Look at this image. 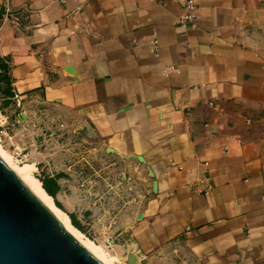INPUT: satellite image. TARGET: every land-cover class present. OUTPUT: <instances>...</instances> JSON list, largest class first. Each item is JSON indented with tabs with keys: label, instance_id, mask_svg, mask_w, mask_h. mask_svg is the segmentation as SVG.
<instances>
[{
	"label": "crops",
	"instance_id": "obj_1",
	"mask_svg": "<svg viewBox=\"0 0 264 264\" xmlns=\"http://www.w3.org/2000/svg\"><path fill=\"white\" fill-rule=\"evenodd\" d=\"M184 1L0 0L9 92L140 178L143 249L264 264V0Z\"/></svg>",
	"mask_w": 264,
	"mask_h": 264
},
{
	"label": "rangeland",
	"instance_id": "obj_2",
	"mask_svg": "<svg viewBox=\"0 0 264 264\" xmlns=\"http://www.w3.org/2000/svg\"><path fill=\"white\" fill-rule=\"evenodd\" d=\"M5 86L0 80V145L18 164H33L40 181L59 182L52 201L71 224L73 218L72 226L101 244L116 264H204L172 245L143 249L131 234L149 195L140 178L107 148L83 138L64 113L9 96Z\"/></svg>",
	"mask_w": 264,
	"mask_h": 264
},
{
	"label": "water",
	"instance_id": "obj_3",
	"mask_svg": "<svg viewBox=\"0 0 264 264\" xmlns=\"http://www.w3.org/2000/svg\"><path fill=\"white\" fill-rule=\"evenodd\" d=\"M2 13L0 7V16ZM0 264H104L67 230L1 156Z\"/></svg>",
	"mask_w": 264,
	"mask_h": 264
},
{
	"label": "bare ground",
	"instance_id": "obj_4",
	"mask_svg": "<svg viewBox=\"0 0 264 264\" xmlns=\"http://www.w3.org/2000/svg\"><path fill=\"white\" fill-rule=\"evenodd\" d=\"M0 156L3 160L17 173L20 179L29 187V189L40 199V201L54 214V216L67 228V230L83 244L94 256H96L104 264H116L113 257L109 255L101 244H96L89 238L85 237L78 229H76L69 221L65 212L58 208L49 195L42 187L41 181L33 175V164L15 162L10 153L0 145ZM16 160V159H15Z\"/></svg>",
	"mask_w": 264,
	"mask_h": 264
},
{
	"label": "trees",
	"instance_id": "obj_5",
	"mask_svg": "<svg viewBox=\"0 0 264 264\" xmlns=\"http://www.w3.org/2000/svg\"><path fill=\"white\" fill-rule=\"evenodd\" d=\"M7 71V63L0 57V80L4 81L6 84L5 88H3L4 93L11 96L9 92V80L8 76L6 74ZM42 187L45 189V191L51 195L52 197L55 196L56 191L59 189V184L56 181L55 178H49L45 177L41 179ZM72 224H76L73 218L70 216Z\"/></svg>",
	"mask_w": 264,
	"mask_h": 264
},
{
	"label": "built area",
	"instance_id": "obj_6",
	"mask_svg": "<svg viewBox=\"0 0 264 264\" xmlns=\"http://www.w3.org/2000/svg\"><path fill=\"white\" fill-rule=\"evenodd\" d=\"M194 7V2L193 0H185L183 2V8L186 10V12L182 13L177 20L180 23H183L186 20H189L193 17V13L190 12V9Z\"/></svg>",
	"mask_w": 264,
	"mask_h": 264
}]
</instances>
